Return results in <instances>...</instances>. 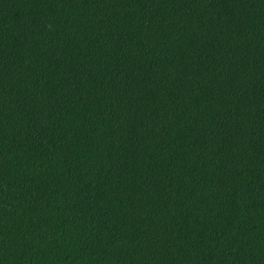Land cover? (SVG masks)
<instances>
[{
	"label": "trees",
	"instance_id": "16d2710c",
	"mask_svg": "<svg viewBox=\"0 0 264 264\" xmlns=\"http://www.w3.org/2000/svg\"><path fill=\"white\" fill-rule=\"evenodd\" d=\"M0 264H264V0H0Z\"/></svg>",
	"mask_w": 264,
	"mask_h": 264
}]
</instances>
